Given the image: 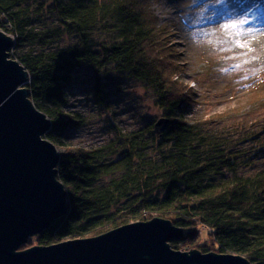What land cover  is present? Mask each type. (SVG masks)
<instances>
[{
    "label": "trees",
    "instance_id": "trees-1",
    "mask_svg": "<svg viewBox=\"0 0 264 264\" xmlns=\"http://www.w3.org/2000/svg\"><path fill=\"white\" fill-rule=\"evenodd\" d=\"M145 4L0 0V29L13 38L10 55L29 73V98L51 121L45 134L51 142L62 145L68 129L83 122L80 115L63 110V90L81 67L94 74L100 100L104 81L99 73L116 71L149 88L168 119L160 134L150 123L120 132L114 142L100 147L64 144L57 178L66 190V212L20 249L92 237L161 217L183 229L182 238L170 243L174 249L186 245L264 264V168L242 173L250 166L243 149L209 130L207 123L184 116L193 103L192 90L179 79V53L167 30L157 26ZM47 18L54 22L44 25ZM47 28L75 40L49 45ZM263 132L260 127L235 140L237 145L260 143ZM112 155L116 158L110 159ZM255 155H264V143Z\"/></svg>",
    "mask_w": 264,
    "mask_h": 264
},
{
    "label": "rangeland",
    "instance_id": "rangeland-1",
    "mask_svg": "<svg viewBox=\"0 0 264 264\" xmlns=\"http://www.w3.org/2000/svg\"><path fill=\"white\" fill-rule=\"evenodd\" d=\"M142 1L154 12L157 26L167 30L179 53V79L193 93V103L184 116L190 122L207 123L209 130L243 149L250 166L241 169L242 173L263 169L264 155L255 153L264 143V132L260 143L237 145L235 137L264 129V0ZM245 18L248 22L235 29L224 27ZM45 22L49 25L54 19ZM46 31L49 45L63 46L75 40L50 28ZM236 40L246 47H238ZM99 76L104 81L102 100L95 91L94 74L84 67L73 72L71 83L63 90V110L80 115L83 122L68 129L62 145L55 144L59 153L64 144L83 148L107 145L118 133L137 130L164 116L154 104L152 91L139 81L116 71ZM178 250L189 249L179 245Z\"/></svg>",
    "mask_w": 264,
    "mask_h": 264
},
{
    "label": "water",
    "instance_id": "water-1",
    "mask_svg": "<svg viewBox=\"0 0 264 264\" xmlns=\"http://www.w3.org/2000/svg\"><path fill=\"white\" fill-rule=\"evenodd\" d=\"M13 43L0 30V264H255L240 254L174 249L183 229L161 217L20 249L65 214L66 190L59 152L45 137L51 121L29 98V73L10 55ZM167 124L158 118L154 132Z\"/></svg>",
    "mask_w": 264,
    "mask_h": 264
},
{
    "label": "snow or ice",
    "instance_id": "snow-or-ice-1",
    "mask_svg": "<svg viewBox=\"0 0 264 264\" xmlns=\"http://www.w3.org/2000/svg\"><path fill=\"white\" fill-rule=\"evenodd\" d=\"M248 21H247V18H245V19H240L238 22L237 21H233L232 23H231V25H228V24H225L224 25V27L225 28H227V27H232V28H237L239 25H244V24H246ZM248 32H251L252 31V29L251 28H249L248 30H247ZM235 43H236V45L238 46V47H246V45H244L241 41H239V40H236L235 41Z\"/></svg>",
    "mask_w": 264,
    "mask_h": 264
},
{
    "label": "built area",
    "instance_id": "built-area-1",
    "mask_svg": "<svg viewBox=\"0 0 264 264\" xmlns=\"http://www.w3.org/2000/svg\"><path fill=\"white\" fill-rule=\"evenodd\" d=\"M1 30V29H0ZM1 31H3V30H1ZM3 32H5V31H3ZM6 33V32H5ZM9 35V34H8ZM11 36V35H10Z\"/></svg>",
    "mask_w": 264,
    "mask_h": 264
}]
</instances>
